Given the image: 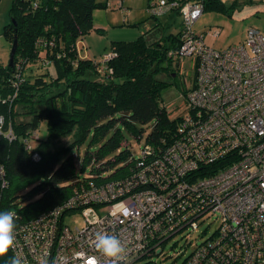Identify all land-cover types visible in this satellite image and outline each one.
I'll list each match as a JSON object with an SVG mask.
<instances>
[{
	"label": "built area",
	"instance_id": "2783aa9c",
	"mask_svg": "<svg viewBox=\"0 0 264 264\" xmlns=\"http://www.w3.org/2000/svg\"><path fill=\"white\" fill-rule=\"evenodd\" d=\"M205 2L147 5L150 17L180 16L178 44L168 57H189L195 65L194 86L163 153L145 146L123 179L89 183L61 206L18 226L13 255L27 264L44 256L55 264H108L94 247L95 234L104 232L124 244L121 264L160 255L177 236L184 243L180 264H264V33L248 29L239 44L213 49L205 33L193 30ZM210 36L215 39L218 30ZM73 48L79 58L87 57L81 39ZM113 56L101 57L99 73ZM2 124L0 116V129ZM6 136L14 138L10 131ZM37 140L32 133L27 148ZM75 215L81 222L69 227L66 220ZM202 226L201 234H209L192 240Z\"/></svg>",
	"mask_w": 264,
	"mask_h": 264
},
{
	"label": "trees",
	"instance_id": "16d2710c",
	"mask_svg": "<svg viewBox=\"0 0 264 264\" xmlns=\"http://www.w3.org/2000/svg\"><path fill=\"white\" fill-rule=\"evenodd\" d=\"M205 6L224 10L220 0ZM105 7L100 0H11L3 35L10 46L16 39V50L12 65L0 63V211L14 210L17 227L89 183L129 175L139 155L125 135L143 140L140 151L149 146L156 155L172 139L180 116L171 117L161 103L168 84L158 77L174 75L170 66L178 59L168 51L176 48L177 35L111 42L114 56L99 73L100 59L79 58L73 46L94 30L93 13ZM41 122L46 138L28 149ZM63 139L68 142L61 144ZM182 247L175 253L178 264ZM11 256L10 250L0 264Z\"/></svg>",
	"mask_w": 264,
	"mask_h": 264
},
{
	"label": "rangeland",
	"instance_id": "374dc122",
	"mask_svg": "<svg viewBox=\"0 0 264 264\" xmlns=\"http://www.w3.org/2000/svg\"><path fill=\"white\" fill-rule=\"evenodd\" d=\"M100 1L108 3L109 6L98 11L100 14L96 16V22L102 23L104 27L92 30L84 36L83 40L88 49L87 59L99 60L104 54L110 53L111 42L133 41L142 34L145 35L147 42H152L168 35L175 36L180 31L181 18L176 13L156 18L150 17L147 13L148 0H122L125 11L118 7V0ZM220 2L223 4L224 10L207 8L193 27L195 33H205L204 41L208 46L215 50H224L242 42L248 29L264 33V0H220ZM10 4L11 0H0V63L4 65L8 63L10 55V43L3 35L4 27L10 22ZM107 15L108 20L106 19ZM148 22H151L153 27H149ZM213 30H218V36L215 39L210 36V32ZM170 67L171 72L174 73L173 77L163 73L158 78L168 84L161 93V103L171 117H176L183 113V96L193 86L195 65L192 58L186 57L173 61ZM49 70L54 73L52 67ZM26 119L28 120V118H19L18 120ZM46 134L45 123L41 122L37 130L38 139L44 140ZM125 137L134 157H137L144 141L139 143L126 135ZM67 142V139H63L60 143L66 144ZM84 149L85 145L81 148L80 153ZM76 164H79L77 159ZM80 222L78 215L66 220L69 227L79 225ZM202 230L203 226L196 234L192 235L191 239L200 236L205 238L209 233L202 235ZM183 244L179 236L174 237L165 243L162 254L139 259L133 264H178L180 258L175 260V253Z\"/></svg>",
	"mask_w": 264,
	"mask_h": 264
},
{
	"label": "clouds",
	"instance_id": "9594fccd",
	"mask_svg": "<svg viewBox=\"0 0 264 264\" xmlns=\"http://www.w3.org/2000/svg\"><path fill=\"white\" fill-rule=\"evenodd\" d=\"M16 219L17 213L14 210L0 211V258L7 257L9 251L15 248ZM94 247L96 252L107 259L108 264H121L127 255L124 244L114 234L97 232L94 236ZM7 264H27V261L22 255L15 254L8 258ZM39 264H55V261L44 256Z\"/></svg>",
	"mask_w": 264,
	"mask_h": 264
},
{
	"label": "crops",
	"instance_id": "0c3cea01",
	"mask_svg": "<svg viewBox=\"0 0 264 264\" xmlns=\"http://www.w3.org/2000/svg\"><path fill=\"white\" fill-rule=\"evenodd\" d=\"M119 2H118V4L120 3L121 5H122V0H118ZM108 4V3H107ZM121 9L123 10V11H125L124 9H123V5H122V7H121ZM101 11V10H96V11H94V13H93V28H94V30H99V29H101L102 27H104V25L102 24V23H100V22H96V16H97V14H100L99 12ZM131 14V13H130ZM0 17H1V15H0ZM106 19L108 20V15L106 16ZM112 19V18H111ZM151 22H148V24H149V27H153L152 26V23L150 24ZM147 24V23H146ZM145 24V26H147ZM153 29V28H152ZM144 37H145V35H144ZM146 38V37H145ZM163 38V37H162ZM162 38H160V39H155L154 41H152V42H155V41H159V40H162ZM81 40H82V42L84 43V37H82V38H80ZM163 42V41H162ZM150 43V42H149ZM84 45L86 46V44L84 43ZM86 49H87V46H86ZM88 50V49H87ZM86 55H87V51H86ZM87 58V57H86Z\"/></svg>",
	"mask_w": 264,
	"mask_h": 264
},
{
	"label": "water",
	"instance_id": "95a60500",
	"mask_svg": "<svg viewBox=\"0 0 264 264\" xmlns=\"http://www.w3.org/2000/svg\"><path fill=\"white\" fill-rule=\"evenodd\" d=\"M15 50H16V39L13 40L10 46V55H9V60H8L9 65H12Z\"/></svg>",
	"mask_w": 264,
	"mask_h": 264
}]
</instances>
